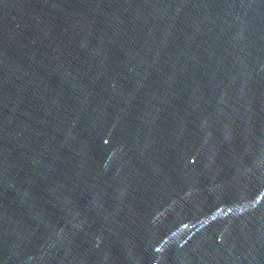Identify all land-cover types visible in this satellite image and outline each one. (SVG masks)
<instances>
[{"label":"water","instance_id":"95a60500","mask_svg":"<svg viewBox=\"0 0 264 264\" xmlns=\"http://www.w3.org/2000/svg\"><path fill=\"white\" fill-rule=\"evenodd\" d=\"M0 264H264V0H0Z\"/></svg>","mask_w":264,"mask_h":264}]
</instances>
